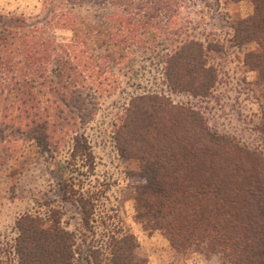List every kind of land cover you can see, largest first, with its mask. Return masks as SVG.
Listing matches in <instances>:
<instances>
[{"label": "trees", "instance_id": "1", "mask_svg": "<svg viewBox=\"0 0 264 264\" xmlns=\"http://www.w3.org/2000/svg\"><path fill=\"white\" fill-rule=\"evenodd\" d=\"M249 1L254 13L227 22L225 37L214 42L234 47L256 44L255 51L245 54L244 63L264 86V0ZM85 4L110 11L104 25L75 14ZM188 4L194 6L192 0H43L50 15L42 26L24 15L0 13V105H22L16 110L19 116L13 106L5 107L1 121L10 119L12 126L19 124L18 129L29 127L28 144L57 152L56 131L49 132L53 129L48 113L43 108L39 113L40 105L71 101L76 105L78 89L86 87L79 67L86 69L89 78L99 65L106 74L110 67L103 62L123 60L129 49L151 37L179 41L164 58L163 77L172 93L208 97L218 82L211 60L222 54L213 53L214 45L209 48L193 35L191 27L196 23L191 18H180L183 9L191 8ZM55 26L71 29L73 41L84 50L58 43L51 33ZM97 44L118 50L99 56L93 48ZM54 62L57 84L51 76ZM172 103L161 93L138 97L115 131L119 153L139 163L136 221L148 234L160 232L176 253L220 254L229 264H264L262 154L214 130L198 107ZM37 119L42 121L40 126L35 125ZM76 133L73 157L92 158L83 153L87 145L79 143L87 141L85 136ZM68 185L66 200L79 206L90 234L67 230L59 218L39 227L33 215H22L17 220L18 237L11 245L17 264H149L138 255L137 239L125 227L103 224L105 234L98 238V230L91 226L97 199L75 190L69 181ZM89 236H93L90 241Z\"/></svg>", "mask_w": 264, "mask_h": 264}, {"label": "rangeland", "instance_id": "2", "mask_svg": "<svg viewBox=\"0 0 264 264\" xmlns=\"http://www.w3.org/2000/svg\"><path fill=\"white\" fill-rule=\"evenodd\" d=\"M192 1L194 6L188 4L191 8L183 9L180 18H191L196 23L191 27L193 35L209 48L214 45L213 53L222 54L211 60L218 71V82L208 97L193 99L185 93H172L163 77L164 58L179 41L151 37L147 43L129 49L119 62L102 63L103 58L100 59L102 65L110 67L106 74L99 65L89 78L86 69L79 67L86 87L78 89L76 105H72V101L40 105L39 113L42 108L47 110L53 129L49 132L56 131L55 141L60 144L57 152H46L35 142L28 144L29 127L18 129L19 124L12 126L10 119L1 121L5 107L13 106L14 115L19 116L20 110H16L22 105H0V264H17L11 245L18 237L17 220L22 215H33L39 227L53 224L59 218L67 230L90 234L85 229L79 206L66 200L68 181L75 190L85 191L97 199L93 202L95 222L91 226L98 230V238L105 234L103 224L121 226L134 234L139 244L137 253L149 264H229L220 254L176 253L160 232L144 231L135 219L134 187L139 163L122 157L115 141V131L131 101L145 94L161 93L168 96L172 104L198 107L214 130L259 150L264 158V86L257 73L248 70L244 63L245 54L255 51L257 45L234 47L228 42H214L218 37H225L227 22L251 16L254 6L249 0ZM0 13L24 15L37 26H42L50 15L43 0H0ZM75 14L102 26L110 11L85 4L77 8ZM51 31L58 43L84 50L85 46L73 41L71 29L55 26ZM171 39L177 40L176 37ZM93 48L103 57L106 50L112 53V48L117 49L102 44ZM51 67V76L57 84V63H52ZM28 107L30 105L23 108ZM41 124L37 119L35 125ZM74 132L85 136L87 141L79 143L87 145L83 153H90L92 158L73 157ZM44 218L47 221H43Z\"/></svg>", "mask_w": 264, "mask_h": 264}]
</instances>
